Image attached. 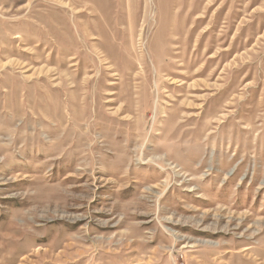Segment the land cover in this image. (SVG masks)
<instances>
[{"label":"rangeland","instance_id":"obj_1","mask_svg":"<svg viewBox=\"0 0 264 264\" xmlns=\"http://www.w3.org/2000/svg\"><path fill=\"white\" fill-rule=\"evenodd\" d=\"M200 1L186 53L172 0H0V243L32 223L14 257L34 243L51 253L31 264H227L264 248V0Z\"/></svg>","mask_w":264,"mask_h":264},{"label":"bare ground","instance_id":"obj_2","mask_svg":"<svg viewBox=\"0 0 264 264\" xmlns=\"http://www.w3.org/2000/svg\"><path fill=\"white\" fill-rule=\"evenodd\" d=\"M172 2H174V6L177 9V12H176L177 21L174 24V28L173 29L171 28L172 30L170 31V34H171L170 41L172 42V44H175L176 46L181 45V46H179V49H182L183 51L188 53L189 49L191 47V43L193 41V37L203 23V19L194 18L195 14L197 12H199L202 8L201 7L202 1H200V0L198 1L200 4L199 6H196V3L194 2V0H172ZM191 24L192 25L194 24V26L192 28H190V30L188 31V27ZM185 34H187V37L184 36ZM209 34H210V32H209ZM218 42L219 41H217L215 43H218ZM205 47H206V45H205ZM194 56L196 57V60L193 59L194 64H195L196 61H198L200 58L204 57V54L201 53L200 49H198L195 51ZM217 58H219V63H222L224 61V59L226 58V55H224L222 52L219 55V57H217ZM185 79L188 80L187 77ZM171 85H174V84L172 83ZM185 85H187V83L183 84V88L186 87ZM144 86L145 87L148 86V83ZM177 88L180 90L183 89L182 85L177 87ZM117 99H118V101H122L123 98L121 96H119V98H118V96H117ZM179 100L174 101V105L172 106V108L174 109V114L177 113L178 109L181 108ZM126 109L131 110L128 108H126ZM209 115L210 114H208L207 116H209ZM188 120L190 121L191 119H188ZM202 136H203V134L199 137V140L202 138ZM11 223H12V225L9 226V228L7 230L8 231L11 230L12 231L11 233L13 234V236H5L1 240L2 242L0 243V259H1L0 264H17V263L31 264V263H33L31 258H37V257L43 258V257H45L51 253L50 250H48V249L47 250H42V249L38 250L36 248L37 249L36 250L35 249L36 245L34 243H32V244L30 243L24 247H21L20 250L16 253V255H18L19 257H14L15 252H16L15 248H18L21 244L24 243V241H27V240H29L30 237H32L31 233L28 231L29 228L27 229V227L32 225V223L28 222L27 220H25L24 224H22L20 226H18L15 222H11ZM21 237H22V240H21L22 242L19 243L20 240H18V238H21ZM261 240H262V238H261ZM262 242L263 241H261V243ZM17 243H19V245H17ZM261 243H260V249H257V248L254 249L252 246H249V247H245L241 254H239L240 252L237 255L233 254V253L230 254L229 255V261L227 264H235V263H237L236 261H238V260H241L240 263L238 262V264H249V263L250 264L251 263H253V264H264V248H262L263 243L262 244ZM237 245H238V243H237ZM33 249H35V250H33ZM260 261H262V262L259 263Z\"/></svg>","mask_w":264,"mask_h":264}]
</instances>
